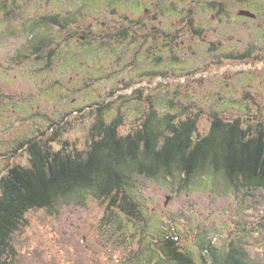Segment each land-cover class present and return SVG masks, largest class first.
<instances>
[{
    "label": "rangeland",
    "instance_id": "rangeland-1",
    "mask_svg": "<svg viewBox=\"0 0 264 264\" xmlns=\"http://www.w3.org/2000/svg\"><path fill=\"white\" fill-rule=\"evenodd\" d=\"M84 1L0 0V173L11 162L28 164L25 148L14 160L13 151L22 140L43 132L46 139L58 135L54 148L64 143L70 149L88 147L100 109L107 120L122 116L123 133L140 125L151 105L160 114L198 112L200 134L208 132L215 110L228 120L241 117L245 126L264 123V9L257 18L237 19L234 26L227 13L223 16L224 40L237 44L235 33L243 44L251 40L253 55L246 63H216L211 42L219 36L213 30L219 16L208 9V1L174 0L176 11L167 19L180 37L171 47L172 76L151 81L146 75L150 62L144 58L149 56L147 45L137 57L132 36L120 51L112 48L119 42L117 33L103 39L111 46L103 56L90 45L78 47L67 29L41 23L42 15L100 9L101 0ZM224 1L229 5L230 0ZM260 1L264 5V0H252ZM234 2L237 14L244 3ZM113 9L130 14L127 4L105 3L99 17L89 13L77 18L82 25L94 21L93 31L104 32V25L95 21L114 24L120 18ZM188 15L195 25L201 19L206 33L185 32ZM131 190L143 210L135 221L92 197L31 213L30 225L15 235L18 255L12 264H152L150 254L153 261L163 258L162 264H174L161 248L168 235L180 250L190 251L194 264H214L199 247L210 240L220 250L239 245L252 263L264 264V189L237 191L221 173L201 169L190 180L178 171L166 177L135 176Z\"/></svg>",
    "mask_w": 264,
    "mask_h": 264
},
{
    "label": "trees",
    "instance_id": "trees-1",
    "mask_svg": "<svg viewBox=\"0 0 264 264\" xmlns=\"http://www.w3.org/2000/svg\"><path fill=\"white\" fill-rule=\"evenodd\" d=\"M40 42L45 46V39ZM151 106L143 122L125 133L121 115L107 120L100 109L86 148L70 149L68 143L54 148L58 135L46 139L44 132L20 142L12 159L25 148L29 163L11 162L0 173V264H12L17 257L15 235L30 225V214L58 209L63 201L85 203L92 197L131 220L141 219L140 201L131 192L135 176L166 177L178 171L190 180L207 169L221 173L237 191L264 189L263 122L246 127L241 117L228 120L215 110L208 132L200 134L198 112L181 117ZM163 242L174 264H194V256L180 250L175 237L168 235ZM201 243L202 254L214 264H254L239 245L220 250L212 240ZM147 260L162 264L163 258L153 261L150 254Z\"/></svg>",
    "mask_w": 264,
    "mask_h": 264
},
{
    "label": "flooded vegetation",
    "instance_id": "flooded-vegetation-1",
    "mask_svg": "<svg viewBox=\"0 0 264 264\" xmlns=\"http://www.w3.org/2000/svg\"><path fill=\"white\" fill-rule=\"evenodd\" d=\"M62 1L64 0H57V2ZM173 1L174 0H101V2H99L101 6L98 10L91 11L88 9V11H80L78 9H70L66 11L67 16L64 17L61 15H42L41 23H45L47 17H55V20L49 19L47 21H51L58 28L67 29V33L69 32L68 34H71L72 37L76 36L75 41L77 43L80 42L81 46H78L77 43L74 45H77L78 47H87V45H90L92 46L91 50H102L103 53H101L100 55L103 56L109 54L107 49L111 47L106 45L107 43L103 39H106L117 33V38L119 39V42L115 43L112 48L114 50L120 51L121 47L127 46L128 37L132 36L134 40L133 44L135 46H138L137 57L141 55V52L143 51L142 47L147 45L146 47L149 51V56H147L148 58L144 56V58L145 62L149 61L150 63L148 65L149 71H147L148 73H146V75L149 76L151 81L155 78L165 79L172 76L170 72V65L172 63L171 47L175 42L174 40H178L180 37L173 33L172 26L169 23V20L167 19V16L172 15V13L176 11L173 5ZM205 1H208V9L213 12H216L215 17L219 16L218 24L213 27V30L218 32L219 36L216 38V40L211 42V51L213 52L211 58L213 60H217L216 63L227 64H240L242 62L246 63L250 61L253 55V47L251 48V40H249L248 43L244 42V45L243 43H241V40H238L237 33H235L232 35V37H237V44H228L224 40L227 38L226 34H228V32L225 31V29L223 28L224 26H222L223 24L220 23H224L222 19L226 13L229 15L230 24L233 26L236 23L237 19L244 21L247 19L257 18L259 16V9H264L263 2L260 1L257 3L252 2V0H242L244 3V7L240 8L238 13L236 14V4L234 0H230L229 5H227L228 3L224 0ZM105 3L118 7L127 4L129 8L127 10H129L130 14H126L124 12H117L115 9H113L112 14H115V12H117L116 15H118V18L120 19L118 20L119 22L116 21L114 24L112 23L111 25H109L104 20L99 21L98 19H96L95 24L101 22L104 25V32H96L95 28L93 31L92 27L90 26L94 24V21L90 22L89 25H82L81 21L78 20L77 17L84 16L89 13L92 14V16L99 17L100 14L104 11L101 9ZM253 6H255L256 9ZM247 12L255 14V16L247 14ZM191 13L192 11L189 10V14ZM193 21L194 19L191 20L190 15L186 17V22H184V24H186L185 32H189V30H192V33L198 36L206 33L205 30L207 29V25L201 23V19L200 21H197L196 25L193 23ZM214 21L215 19H213V22ZM210 22L212 23V21ZM38 23H36V25H39ZM115 24H118V26L115 27ZM82 26H84L85 29L81 30ZM96 27L100 28L99 25H97ZM231 29L232 31L236 30L235 28L233 29V27ZM177 30L178 32H181L184 30V28H178ZM232 37H230V40L232 39ZM183 43H185V39H183ZM43 49L44 47H40V50ZM53 53L54 50L51 52V54ZM138 59L140 60V58ZM176 60L179 59L176 58ZM145 62H141L143 63V66L147 65ZM151 77H153V79ZM149 98L152 97L149 96ZM151 107L153 108V106ZM151 110L152 109H150L149 111Z\"/></svg>",
    "mask_w": 264,
    "mask_h": 264
},
{
    "label": "water",
    "instance_id": "water-1",
    "mask_svg": "<svg viewBox=\"0 0 264 264\" xmlns=\"http://www.w3.org/2000/svg\"><path fill=\"white\" fill-rule=\"evenodd\" d=\"M247 14H250V15H252V16H255V14H251L250 12H247Z\"/></svg>",
    "mask_w": 264,
    "mask_h": 264
},
{
    "label": "bare ground",
    "instance_id": "bare-ground-1",
    "mask_svg": "<svg viewBox=\"0 0 264 264\" xmlns=\"http://www.w3.org/2000/svg\"><path fill=\"white\" fill-rule=\"evenodd\" d=\"M81 200V199H80ZM137 221V220H136Z\"/></svg>",
    "mask_w": 264,
    "mask_h": 264
}]
</instances>
